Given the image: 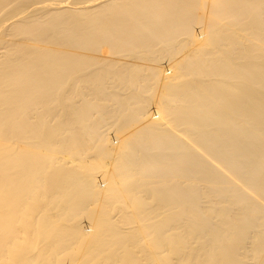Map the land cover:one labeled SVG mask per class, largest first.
Wrapping results in <instances>:
<instances>
[{
  "label": "bare ground",
  "instance_id": "1",
  "mask_svg": "<svg viewBox=\"0 0 264 264\" xmlns=\"http://www.w3.org/2000/svg\"><path fill=\"white\" fill-rule=\"evenodd\" d=\"M249 260L264 0H0V264Z\"/></svg>",
  "mask_w": 264,
  "mask_h": 264
},
{
  "label": "rangeland",
  "instance_id": "2",
  "mask_svg": "<svg viewBox=\"0 0 264 264\" xmlns=\"http://www.w3.org/2000/svg\"><path fill=\"white\" fill-rule=\"evenodd\" d=\"M250 262V263H249ZM248 264H256V262L249 260Z\"/></svg>",
  "mask_w": 264,
  "mask_h": 264
}]
</instances>
